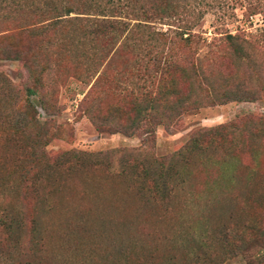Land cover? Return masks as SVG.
<instances>
[{"label": "rangeland", "instance_id": "obj_1", "mask_svg": "<svg viewBox=\"0 0 264 264\" xmlns=\"http://www.w3.org/2000/svg\"><path fill=\"white\" fill-rule=\"evenodd\" d=\"M151 1L147 19L128 17L133 30L117 42L88 35L84 17L55 25L39 16L15 28L0 17V210L23 221L24 245L36 242L19 264L264 256V128L243 121L264 122V0L173 1L170 20L166 4ZM176 19L188 43L186 33L154 35ZM172 83L188 110L130 135L114 129L142 95L156 98ZM240 83L251 102L213 101ZM31 116L44 134L36 145L19 124Z\"/></svg>", "mask_w": 264, "mask_h": 264}, {"label": "trees", "instance_id": "obj_2", "mask_svg": "<svg viewBox=\"0 0 264 264\" xmlns=\"http://www.w3.org/2000/svg\"><path fill=\"white\" fill-rule=\"evenodd\" d=\"M162 1L166 4L165 8L168 9V11H163V18H168L170 20L171 14H168L169 10H175L179 3L185 2L186 0ZM173 1L177 2L175 7L172 6ZM39 2L40 0H0V17L9 20L8 23L12 24L14 28L28 26L29 20L35 23L39 16L45 18L46 21H50V24L55 25L70 19L68 18L70 15H74L73 18L77 20L84 17L82 18L83 21L92 25L91 30L86 31L88 35L104 38L109 42H117L116 40L120 38V36L126 38L133 30V25L131 26L129 22L132 19L128 17L137 18L138 16H142L141 18L147 19L145 17L148 14L146 6L148 3H154L151 0H48L46 3L47 9L41 12L39 10ZM179 22L181 23L182 20L176 19L170 23H166L165 25L169 26L166 33L159 32L154 35L161 40L169 35L178 36L179 39H183L182 35L186 33L187 37L181 41L188 43L193 37H191L189 31L184 29L181 30ZM185 25L184 23V26ZM141 27L145 28V26ZM229 39L232 42L234 40L233 37H229ZM119 46H121V42L118 47ZM233 51L235 54H239L238 57L240 59L248 57L239 45H236ZM241 54L243 56H240ZM170 68H176L178 73L185 74V71L178 70L179 68L176 67L175 64L173 65L170 63ZM172 85L173 83L170 84L167 89L161 91L156 98L154 96L149 98L148 95L141 94L142 98L140 102L131 106L133 114L129 121L123 120L119 123L116 122L114 129L122 134L130 135L132 130L139 128L141 123L144 124V127L150 124H159L162 120H169L172 114H174L173 116H178L188 110L187 108L191 106L189 98L179 95ZM240 85L242 84L240 83L235 85L233 89L220 92L217 94L218 97H214L213 101L223 98V102H251L253 98H250L249 92L243 90ZM27 91L28 93H32L29 89ZM162 109L164 112L160 113ZM157 112L160 114H157ZM243 121H247L250 124L256 121L257 125L262 124L264 128V122H259L261 121L260 117L257 119L247 117L244 118ZM36 123L37 121L34 116H31L30 123L19 122L20 129L22 126L30 127L33 134L35 133L34 135L37 136L33 141V145L39 144L40 138L44 137V134L40 133L39 126ZM221 129H224V127L219 126L218 128L200 133V140L206 133H215ZM262 131L264 132V129H262ZM190 146H195V144H190ZM117 152L116 150L114 153L116 154ZM119 152H121V150H119ZM145 170L147 169L145 168L144 171ZM153 184H155V186ZM153 184L152 189L161 193L163 185L157 182H153ZM23 228L24 223L22 220L12 216L10 211L5 209L0 210V264H19L18 259L23 255L24 250L30 253L35 248L36 242L33 238L28 240L25 245L21 241V231ZM258 242L261 243L259 247L264 250V235L263 239H260ZM242 257L243 259L247 257L250 259L252 256L242 255ZM259 259L261 260L259 261ZM259 259L258 264L264 263V256Z\"/></svg>", "mask_w": 264, "mask_h": 264}]
</instances>
